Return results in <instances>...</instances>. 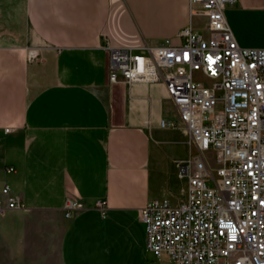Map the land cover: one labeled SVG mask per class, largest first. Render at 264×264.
<instances>
[{
  "label": "crops",
  "instance_id": "obj_1",
  "mask_svg": "<svg viewBox=\"0 0 264 264\" xmlns=\"http://www.w3.org/2000/svg\"><path fill=\"white\" fill-rule=\"evenodd\" d=\"M224 17L240 47L264 49V0H236ZM188 25L205 34L188 0H0V187L24 206L0 216L2 242L25 246L48 222L60 264H158L138 210L180 201L189 135L159 127L177 120L163 82H109L107 47L177 43ZM68 199L84 207L66 218Z\"/></svg>",
  "mask_w": 264,
  "mask_h": 264
},
{
  "label": "built area",
  "instance_id": "obj_2",
  "mask_svg": "<svg viewBox=\"0 0 264 264\" xmlns=\"http://www.w3.org/2000/svg\"><path fill=\"white\" fill-rule=\"evenodd\" d=\"M188 1L192 15L205 17V34L188 25L177 43L107 47L109 82H163L177 120L162 119L159 127L181 124L192 148L177 164L184 197L177 204L150 200L138 210L145 250L158 264H264V49L235 41L224 10L236 0ZM95 206L105 213L103 202ZM83 207L68 199L64 216ZM23 209L1 186L0 216Z\"/></svg>",
  "mask_w": 264,
  "mask_h": 264
},
{
  "label": "rangeland",
  "instance_id": "obj_3",
  "mask_svg": "<svg viewBox=\"0 0 264 264\" xmlns=\"http://www.w3.org/2000/svg\"><path fill=\"white\" fill-rule=\"evenodd\" d=\"M196 79H200L201 81L206 83V80L200 76L198 73L193 74ZM184 182V181H183ZM185 195V183H181L178 188V199L181 200ZM0 217V233L2 231ZM46 220L38 221L32 219H26L24 222L36 223V222H45ZM50 221V220H48ZM54 223H60L58 218L53 217ZM11 223L20 224L23 223V219L21 218H13ZM47 226L43 228V232L40 236L35 234V230L30 228V235L28 238L30 239L29 243L25 244H11L7 240L4 239L0 234V264H60V260L58 257L57 250V229L52 226L49 227L47 222ZM8 226L3 227L4 232H6ZM60 230V229H59ZM6 238L10 237L8 233L5 234Z\"/></svg>",
  "mask_w": 264,
  "mask_h": 264
},
{
  "label": "water",
  "instance_id": "obj_4",
  "mask_svg": "<svg viewBox=\"0 0 264 264\" xmlns=\"http://www.w3.org/2000/svg\"><path fill=\"white\" fill-rule=\"evenodd\" d=\"M33 53L31 52L30 55H32Z\"/></svg>",
  "mask_w": 264,
  "mask_h": 264
}]
</instances>
